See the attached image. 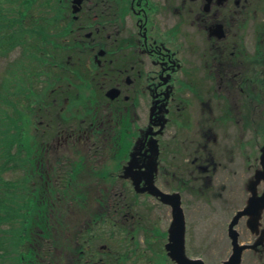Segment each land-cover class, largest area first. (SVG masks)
I'll return each mask as SVG.
<instances>
[{
    "label": "flooded vegetation",
    "instance_id": "flooded-vegetation-1",
    "mask_svg": "<svg viewBox=\"0 0 264 264\" xmlns=\"http://www.w3.org/2000/svg\"><path fill=\"white\" fill-rule=\"evenodd\" d=\"M60 19L24 167L63 196V264H132L152 211L169 259L175 203L189 258L264 264V0H63Z\"/></svg>",
    "mask_w": 264,
    "mask_h": 264
},
{
    "label": "trees",
    "instance_id": "trees-1",
    "mask_svg": "<svg viewBox=\"0 0 264 264\" xmlns=\"http://www.w3.org/2000/svg\"><path fill=\"white\" fill-rule=\"evenodd\" d=\"M62 16L63 0H0V55L19 44L26 59L19 74L11 69L0 83V264H60L63 259L54 254L56 249L63 253V212H51L63 211V196L55 198L48 185L31 183L28 175L17 181L1 176L12 170V161L32 165L36 158L23 99L28 106L31 96L46 88L33 84L40 75L44 83L49 77L39 67L45 57L57 55ZM31 61L35 69L28 71L25 64Z\"/></svg>",
    "mask_w": 264,
    "mask_h": 264
},
{
    "label": "rangeland",
    "instance_id": "rangeland-1",
    "mask_svg": "<svg viewBox=\"0 0 264 264\" xmlns=\"http://www.w3.org/2000/svg\"><path fill=\"white\" fill-rule=\"evenodd\" d=\"M22 61V62H21ZM24 62H26V59L23 58L22 53H21V48L19 44H16L11 50H9L6 54L0 55V83L2 81L3 75L5 72L9 70H15L19 74V66ZM25 68L28 71H32L35 69L34 62L31 61V63L25 64ZM39 69H43L39 67ZM45 70V69H44ZM50 72V70H48ZM48 72V73H49ZM50 75V74H49ZM42 77L43 75H40L36 80V82L33 84L36 86L37 90H39L40 84L44 85V82H42ZM34 82V81H33ZM47 82V80H46ZM32 85V87H33ZM34 90V89H33ZM41 93V91L39 92ZM41 95H33L32 97V103L34 104V99L37 97L40 98ZM23 99V97H22ZM30 99V96H29ZM24 101V108L26 111L28 108L31 106L30 104L28 106H25V98L23 99ZM28 103V102H27ZM53 141V140H49ZM14 162V161H12ZM25 164L22 166H16L14 167V164H12V170H5L1 173L2 178L4 179H11L14 181H17L22 178V176L27 175V168L24 167ZM189 206H187L188 208ZM187 218H186V251L187 254L190 252L191 245L190 243L192 242L193 236L190 232L192 230L193 226V221L191 219V211H185ZM166 211H152L150 214L149 218L146 220L142 221V224L139 231L136 232L135 234V239H144L145 244H143L141 241H139V250L141 252V258H132V264H173L167 257H165V253L163 250V243L165 239H163V235L161 236V233L165 231V228L168 225L169 219H168V213L167 218L165 217ZM63 214V213H62ZM63 216V215H62ZM155 231H158V235H155ZM145 245L147 246L146 249L141 250L143 247L145 248ZM55 255H63V253H60L59 249L54 250ZM63 264V259L61 260ZM60 261V264H61ZM131 264V263H127Z\"/></svg>",
    "mask_w": 264,
    "mask_h": 264
},
{
    "label": "water",
    "instance_id": "water-1",
    "mask_svg": "<svg viewBox=\"0 0 264 264\" xmlns=\"http://www.w3.org/2000/svg\"><path fill=\"white\" fill-rule=\"evenodd\" d=\"M173 220L169 227V242L165 245L167 255L176 264H204L201 260H193L186 256L184 248V223L183 215L177 203L173 204ZM240 250L234 252L229 260L222 264H237Z\"/></svg>",
    "mask_w": 264,
    "mask_h": 264
}]
</instances>
